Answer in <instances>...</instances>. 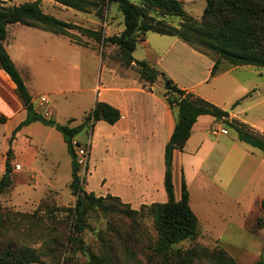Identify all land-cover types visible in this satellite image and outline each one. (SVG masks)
<instances>
[{"label": "rangeland", "instance_id": "1", "mask_svg": "<svg viewBox=\"0 0 264 264\" xmlns=\"http://www.w3.org/2000/svg\"><path fill=\"white\" fill-rule=\"evenodd\" d=\"M5 1L20 4L32 0ZM132 1L139 2V0ZM180 1L186 12L200 19L205 0ZM42 5L51 15L85 27L101 29L105 36L118 34L121 27L123 28L122 14L117 3L114 2L105 8L102 17H99L95 10L81 12L61 4L63 7L60 6L59 9L49 5L47 8L46 3ZM157 17L174 25L179 22V17L173 15ZM12 33L13 28L9 27V39L12 38ZM71 33L78 36V40L83 43L80 45L82 47L76 45L70 37L64 36L62 39L64 43L60 45L51 42L50 47L40 46L35 51L18 50L19 46H16L14 50L15 48L9 46V50L14 58H19V72L29 92L35 97V109L40 113L48 114V108L50 112L48 115L55 122L75 126L80 124L92 109L99 87L106 82L111 83L113 75L126 80L139 78V75L134 66L127 67L121 63L117 46L97 43L76 31ZM145 37L147 44L137 43L133 56L137 60H146L158 72L171 79L174 76L195 82L204 76L207 58L213 61L217 58L216 54L190 46L175 36L148 31ZM224 64L225 62L221 61L219 67ZM192 70L195 72L193 77L186 72ZM246 70V73L244 71V73L231 74L230 77L216 80L217 97L223 99L220 93L222 87L231 85L234 81H243L248 74L251 78L257 75L255 78L259 87H264V67L250 65ZM139 80L143 82L140 78ZM151 84L154 94L163 99L165 92L163 76L159 75ZM212 84H205L199 90L209 88ZM228 91V94L222 93L223 97L227 95L224 98L226 110L235 101L234 97L239 95L240 89ZM43 95L49 99V104L42 110L38 106V98ZM246 97L234 107L235 112L242 106L261 100V96ZM249 117L264 125V101L250 110ZM96 123L92 120L87 121L73 138L81 142L91 139L88 172L82 181V187L96 196H105L107 193L115 195L114 192L123 193L121 188L127 191V184L122 179V172L127 169L128 155L126 154L129 149L111 125L103 121ZM216 124L222 127V131L220 129L218 132L222 133L221 136L209 133V137L212 141L223 142V146L221 143H216L214 151L207 156L200 155L203 158L199 163L188 160L189 147L184 153H175L173 157L171 173L174 196L176 199L180 198V180L183 174L190 196L189 204L197 216L199 227L198 236L195 239L184 240L176 244V247L199 246L205 247L208 251L222 248L234 259V264H251L264 258V207L262 205L264 162L258 164L255 160L259 159V156H264V152L238 141L237 146L227 153L228 138L234 139L235 133L223 121L216 120ZM13 149L18 164H12L11 168L20 169L13 174L9 173L13 188L0 194V206L32 213L40 199L47 197L50 201L49 208H52L55 216L56 229L61 233V237L65 238L71 230L69 226L71 221L65 209L74 206L76 195L72 193L69 185L71 157L67 153L62 134L54 127L33 123L22 137L16 140ZM3 150L4 139L0 127V178L5 173ZM247 151L248 155H246ZM162 163L164 166V160ZM119 173H121L120 176ZM135 193L130 190L128 202L131 208L139 209L143 204L152 203L138 202L139 198ZM121 201L124 202L122 199ZM39 214H42V211ZM44 216L47 215L44 214ZM88 221L90 227L83 232V241L89 250L101 253L99 239L104 236V228L108 220L99 210H92ZM110 223L115 224L123 238L136 229L134 237H130L133 242L132 248L138 258L143 260V248L148 242H154L157 236L153 216L146 214L133 221L121 213H115L110 218ZM144 231H147V234ZM69 244L70 242L67 246ZM121 250L120 248L116 251V257L123 262ZM62 258L54 262L51 259H45L41 263L33 264H91L86 256L69 252L68 247ZM194 264L215 263L204 256Z\"/></svg>", "mask_w": 264, "mask_h": 264}, {"label": "trees", "instance_id": "2", "mask_svg": "<svg viewBox=\"0 0 264 264\" xmlns=\"http://www.w3.org/2000/svg\"><path fill=\"white\" fill-rule=\"evenodd\" d=\"M53 1L81 12L95 10L99 17L103 16L105 8L111 2L117 3L123 17V29L118 34L105 36L101 29L85 27L44 12L40 0L20 4H8L5 0H0V69L14 83L15 93L26 112L25 119L14 128L8 139L5 171H12V143L21 127L33 122L54 127L62 134L67 153L71 157L69 185L72 193L76 195L74 206L65 209L71 221L69 223L71 230L65 238H62L61 233L56 229L55 216L52 208H49L50 201L47 197L40 199L32 213L0 206V264H33L41 263L45 259L59 261L67 247L69 252L86 256L91 264H194L204 256L215 264H234V259L222 248L208 251L205 247L199 246L176 247V244L184 240L195 239L199 227L197 216L189 204L190 196L183 174L180 180V198L176 199L174 196L171 173L173 152L183 150L192 126L200 115H210L215 120L223 121L235 132L239 141L262 152H264V134L237 119H229L228 110L181 89L171 78L158 72L146 60L135 59L133 52L137 43L145 41L146 33L153 31L161 35L175 36L190 46L216 54L211 75L225 67L244 65L264 67V0H205L200 19L186 12L180 0ZM158 15H173L179 17V22L174 25L163 18H158ZM15 23L58 36H68L76 44L83 45L78 40V36L71 33L76 31L97 43L117 46L121 63L127 67L134 66L142 81L154 83L159 75L163 76L165 89L163 97L170 108L176 109L175 125L164 148L163 187L166 201L143 204L139 209H134L129 203L122 202L119 196L110 193L96 196L82 187L72 145L73 138L87 121L92 120L95 123L104 121L113 125L119 120L120 112L107 102L96 101L83 121L75 126L59 124L38 112L32 101V95L4 46L7 25ZM221 61L225 64L219 67ZM242 99L243 97L236 100L230 108L235 107ZM11 188L13 182L10 176L3 173L0 178V194L6 193ZM262 205L264 207V199ZM92 210H99L108 220L104 228V236L99 239L101 253L89 250L82 238L85 229L90 227L88 220ZM40 211L42 214H39ZM115 213H121L133 221L146 214L153 216L157 236L154 242H148L143 248V260L138 258L132 248L133 242L130 237H134L136 229L123 238L115 224L110 223V218ZM44 214L47 216L45 217ZM144 232L147 234V231ZM68 242H70L69 246H67ZM120 248L123 252V262L116 257V251ZM251 264H264V258Z\"/></svg>", "mask_w": 264, "mask_h": 264}, {"label": "crops", "instance_id": "3", "mask_svg": "<svg viewBox=\"0 0 264 264\" xmlns=\"http://www.w3.org/2000/svg\"><path fill=\"white\" fill-rule=\"evenodd\" d=\"M44 3L47 4L46 7L49 5L50 7L55 9H59V7L61 6L59 3L54 2L53 0H40V6L42 10L46 13L49 12L43 8L42 4ZM56 17L60 18L59 16ZM9 27L13 28L11 39H9ZM122 29L123 28L121 27V30ZM63 37L64 36L54 35L47 31L15 23L7 25V35L4 41V46L12 61L19 70V58L13 57L9 50V46L11 48L19 46L18 50L35 51V49H38V47L40 46L47 45L50 47L51 42H54L55 44L57 43L58 45L64 43V40H62L64 39ZM40 42L43 45H39ZM142 44H147V39H145ZM14 50H16V48ZM213 63V59L207 58V65L205 67L204 76L195 82L186 81L185 79L176 78L174 76L172 79L181 89L186 90L188 92H192L224 109L227 106L224 105L226 104L224 98H226L227 95L223 97L222 93L228 94L229 89H240L239 95H236V97H234L235 101L242 97L244 100V98H247L246 96H261V100L258 99L255 102L242 106L236 112L234 111V107L232 109L230 108L232 105L228 108V111L229 119H237L240 122H243L248 126L252 127L259 133L264 134V125L259 123L258 120L249 117L250 110L260 104V102L264 101V87H259L258 82L255 78L257 77V75L254 78H251V76H249L248 74V77L245 78L243 81H234L231 85L228 84L222 87L220 93L221 98L223 99L217 97L218 89L215 83L216 80L228 76L230 77L231 74L244 73V71L246 73V69L247 67H250V65H244L233 68L225 67L223 69L218 70L215 74L211 75V68L213 66ZM186 72L192 77L195 76V72L193 70L191 72ZM111 81V83L106 82L105 84L99 87L100 89L98 91L97 96H95L92 108L96 101H104L117 108L120 112L119 120L113 125H111V127L113 129H116L117 135L121 137V139L123 140V144L129 149L126 154L128 155V158H126L128 163L127 169H124L122 172V179L126 181V187L128 192L125 190V188H121L123 193H114L119 194L115 195L119 196L120 199H122L126 203H130L128 202V198H130V190L136 192L135 195L139 198L138 202H164L166 201L167 197L163 187L165 167L163 166L162 161L164 160L165 145L168 142L175 125L176 109L170 108L166 103L164 97L162 99L156 94H154L152 90L153 86L151 83L144 81L140 82L138 77L136 79L131 78L130 80H126V78L116 77L115 75H113ZM208 83L213 84L209 88L199 90L200 87H203V85ZM32 101L35 106V97L33 95ZM241 114L245 115L242 117L240 116ZM0 117L2 118L0 120V127L4 139V150L2 154H4L5 161V153L8 147V139L14 128L25 119L26 112L23 108L22 102L15 93L14 83L2 69H0ZM12 120L14 121L11 125ZM33 123L24 125L23 127H21V129L16 132L15 138L12 143V148L14 147V143H16V140H19L26 131V129ZM214 127H219V129L222 128L221 126H218L216 124V120L214 117L210 115L198 116L196 122L192 126L191 134L188 140L186 141L183 150H174L173 157L175 153H184L188 150L189 147L188 160L199 163L200 161H202L203 158L200 155L204 154L207 156L208 154H210L212 151L215 150L216 143H221L223 146V142L219 140L212 141V139L209 137V133H211V129ZM221 134V132L217 133L216 136H221ZM228 139V150L226 152L230 153V151L234 149L235 146H237V142L239 140L236 138V135L234 139ZM224 144L226 146L225 142ZM248 154L249 153L247 151L246 155ZM263 157L264 156H259V159H255L256 161H258V164L264 162ZM12 164H18L15 159L14 149L13 157L11 159V165ZM18 169H12V171L9 173L13 174ZM120 175L121 173H119V176Z\"/></svg>", "mask_w": 264, "mask_h": 264}, {"label": "built area", "instance_id": "4", "mask_svg": "<svg viewBox=\"0 0 264 264\" xmlns=\"http://www.w3.org/2000/svg\"><path fill=\"white\" fill-rule=\"evenodd\" d=\"M48 104H49V99L46 96L44 95L39 96L38 106L42 108V110L45 109ZM47 112L48 114H50L48 108H47ZM48 114L46 113L43 115L47 118H50ZM219 130L220 129L215 127L211 130V133L216 135L219 132ZM220 131H222V129ZM90 144H91L90 138L86 140L85 142H81L78 140H72V145H73L74 154H75V161L79 167L78 175L81 181L84 180V177L86 173L88 172L89 157H90Z\"/></svg>", "mask_w": 264, "mask_h": 264}, {"label": "water", "instance_id": "5", "mask_svg": "<svg viewBox=\"0 0 264 264\" xmlns=\"http://www.w3.org/2000/svg\"><path fill=\"white\" fill-rule=\"evenodd\" d=\"M5 175L8 176L9 175V170L5 171Z\"/></svg>", "mask_w": 264, "mask_h": 264}]
</instances>
